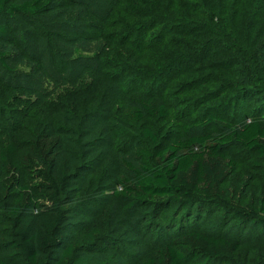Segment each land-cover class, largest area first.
<instances>
[{
  "label": "trees",
  "instance_id": "obj_1",
  "mask_svg": "<svg viewBox=\"0 0 264 264\" xmlns=\"http://www.w3.org/2000/svg\"><path fill=\"white\" fill-rule=\"evenodd\" d=\"M70 1L67 5L86 6L83 0ZM86 1L91 22L81 23L79 18L71 17L67 23L59 25L62 28L66 26L63 32L67 39L53 44L54 47L44 44V50L52 48L60 53L58 65L66 68L62 73L64 77L58 75L48 79L57 82V86L67 85L76 91L83 86L93 88L91 103L96 95L101 103L106 102L104 111L112 113L120 107L118 112L121 110L126 121L139 123L169 117L171 103L167 98L173 96L172 91L177 85L180 89L186 88L182 80L190 75L200 77L218 70L219 78L210 74L208 80L235 79L234 74L242 82H251L249 74L253 78L261 68L259 63L249 58H264V0ZM55 7L57 9L58 6ZM52 8V0H24L20 3L0 0V18L21 16L34 21L35 17L51 12ZM30 24L34 27L33 23ZM11 34L10 27L0 23V37L7 38ZM83 42L98 43L94 48L78 44ZM171 46L186 51L178 57L175 65H171L174 60L157 66L153 65L154 62L151 65L155 66L153 69L136 64L155 57L157 53L176 56ZM230 51L250 55L239 61V64L245 62L243 66L249 73L247 81L241 71L233 68L236 60ZM36 56L38 54L33 57L42 61ZM217 56H222L224 60L213 61ZM0 63L10 69L7 53L1 49ZM80 63L85 64L82 67ZM120 66L123 68L116 70ZM143 69L147 72L143 71L144 74L154 77L152 80H160L154 83L151 91L143 89L147 85L141 83L142 87L135 91L127 89V97L107 95L114 84H131L130 77ZM165 70H168L167 75L163 73ZM88 76L89 81L86 79ZM158 83L161 85L159 90L155 86ZM103 115L98 114L97 117L112 119L111 115ZM124 131L122 126L121 133L124 134ZM143 133L152 142L158 141L155 128L145 127ZM234 141L264 157V123L251 121L227 135L191 134L177 139L157 153V163L152 161L153 154L149 150L142 149L139 151V167L126 163L135 173L134 178H123L121 189L115 194L129 200L130 205L177 201L182 209L187 208L190 214L194 212L195 221L201 217L203 207L223 202L232 209L236 222L251 224L264 233V200L257 211L230 208L221 194V186L236 165L235 159L225 154L222 146ZM23 145L19 140H12L0 146V169L5 175V180L0 175L2 190L9 194L8 186L19 188L11 196V216L0 219V249L8 250L9 258L15 262L0 258V264H51L50 260H55L56 264H69L74 245L66 248L58 260L52 256L57 248H61L64 239V210L60 204L63 197L76 199L82 194L83 181L72 173L73 166L61 133L49 131L46 127ZM2 202L4 199L0 196V206ZM35 209L43 210L42 214L34 213ZM179 224H182L181 221ZM180 230L177 237L142 264H212L231 258L241 246V241L210 235L195 227L187 226ZM99 235L97 230H92L79 240L91 246ZM75 261L89 264L93 258L85 256Z\"/></svg>",
  "mask_w": 264,
  "mask_h": 264
},
{
  "label": "rangeland",
  "instance_id": "obj_2",
  "mask_svg": "<svg viewBox=\"0 0 264 264\" xmlns=\"http://www.w3.org/2000/svg\"><path fill=\"white\" fill-rule=\"evenodd\" d=\"M22 1L14 0L17 3ZM52 1L53 11L35 17L34 21L21 16L0 18V23L8 25L12 33L10 37H0V49L7 53L10 67L7 69L0 63V146L12 140H19L25 145L30 138L48 127L49 131L63 136L73 166L72 173L83 181L84 190L79 195L80 199L79 196L76 199H61L64 239L61 248H57L52 256L58 260L66 248L74 245L69 264H79L75 260L85 256L93 258L89 264H142L177 237V231L190 226L210 235L241 241L239 250L231 258L212 264H264V233L251 224L236 222L232 209L223 202L203 207L201 217L195 221L194 212L190 214L187 208L182 209L177 201L130 205L129 200L115 194L121 189L120 181L123 178H134L135 173L126 163L139 167V151L142 149L149 150L153 154L152 161L157 163V153L177 139H184L191 134L227 135L251 121L264 123V58L260 60L252 55L249 58L261 66L252 78L243 66L245 62L239 64L243 57L250 55L247 52L239 54L230 51L236 60L233 68L242 72L245 81L252 79L251 82H242L234 74L232 76L236 80H208L210 74L219 78L218 70L204 72L200 77L190 75L182 80L186 88L180 89L177 85L172 91L173 96H168L171 103L169 117L139 123L126 121L121 110L118 112L120 107H116L112 113L104 111L106 102L101 103L96 95L91 103L93 88L83 86L76 91L67 85L57 86V82L48 79L50 76L64 77L62 73L66 68L58 65L60 53L52 48L44 50V44L54 47L53 44L67 39L63 32L66 26L62 28L59 25L67 23L71 17L79 18L81 23L92 20L87 13L86 0H83L85 7L67 5L71 3L70 0ZM171 35L169 33V37ZM238 42L245 44L243 41ZM91 43L78 44L94 48L98 42ZM172 48L176 56L162 52L146 61H133L142 65L139 67L150 69L168 60H174L171 65H175L179 61L178 57L186 51L178 46ZM36 54L37 59L42 58V61L33 57ZM215 59L218 62L224 60L222 56H217L213 61ZM80 64L83 67L85 63ZM122 68L120 66L116 70ZM143 71L132 75L129 85L114 84L107 95L127 97V89L135 91L142 87L141 83L147 85L143 89L151 91L154 83L160 80H152L154 77ZM167 71L163 73L167 75ZM86 79L89 81V76ZM205 80L209 82L203 84ZM199 81L202 83L198 84ZM155 86L157 90L161 87L159 83ZM98 114L111 115L112 119L98 118ZM122 126L125 127L124 134L121 133ZM145 127L156 129L159 137L156 143L144 135ZM196 150L199 148L196 147ZM222 150L236 161L235 170L221 186L224 200L230 208L260 210L264 200V157L235 141L224 144ZM0 175L5 180L1 169ZM12 187L8 186L9 194H6L0 185V196L4 199L0 206V219L11 216V196L19 189L18 186ZM49 203L51 206L52 203ZM45 204L48 206L47 202ZM42 212L40 209L34 210V213ZM180 221L182 224H179ZM92 230H97L100 235L91 246H87L85 241L80 242L81 237ZM0 258L15 262L9 258L8 250L0 249ZM50 261L56 264L55 260Z\"/></svg>",
  "mask_w": 264,
  "mask_h": 264
}]
</instances>
